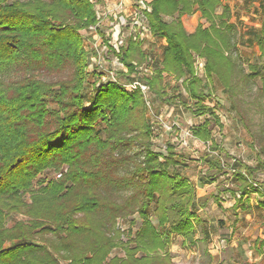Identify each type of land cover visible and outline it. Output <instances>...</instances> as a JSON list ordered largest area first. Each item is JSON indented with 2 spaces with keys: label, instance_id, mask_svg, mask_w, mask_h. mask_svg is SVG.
I'll use <instances>...</instances> for the list:
<instances>
[{
  "label": "trees",
  "instance_id": "obj_1",
  "mask_svg": "<svg viewBox=\"0 0 264 264\" xmlns=\"http://www.w3.org/2000/svg\"><path fill=\"white\" fill-rule=\"evenodd\" d=\"M227 1L149 0L150 32L165 42L153 74L141 76L147 57L130 39L117 53L128 73L99 81L86 35L100 22L97 1L0 0V264H174L178 238L183 249L197 245V212L209 198L197 197L174 145L166 155L154 149L153 110L127 86L134 81L148 86L152 104H181L203 117L191 135L217 156H203L201 183L229 174L224 191L239 194L234 209H247L254 192L264 211V13L256 39L262 62L247 71ZM196 13L204 24L188 33L182 18ZM256 78L261 118L249 128L258 147L250 166L214 142V130L223 129L219 104L206 101L214 84L237 111ZM46 172L60 177L41 179ZM14 216L22 219L10 225ZM257 243L264 249V237Z\"/></svg>",
  "mask_w": 264,
  "mask_h": 264
},
{
  "label": "rangeland",
  "instance_id": "obj_2",
  "mask_svg": "<svg viewBox=\"0 0 264 264\" xmlns=\"http://www.w3.org/2000/svg\"><path fill=\"white\" fill-rule=\"evenodd\" d=\"M93 1L98 2L97 7L99 8H97V11L99 10L98 12L100 13V22H98L97 26L91 27L86 34L87 37H91L89 44L90 47L95 50V54L93 55L94 58L91 60L90 69L92 72L96 71L97 75L99 74V81L116 79L115 74L120 71H123L124 74L128 73V69L120 62L117 52H120L123 47H126L128 40L133 39L131 35L138 34L139 32L138 28H132V21L136 13L135 8L138 7V0ZM145 2L148 4L149 0H145ZM225 4L231 9V22L237 26L238 48L244 60L245 69L248 71L249 67L260 65L262 62L260 53L257 50L256 39L259 36L261 18L264 13V0H228ZM104 7H108L111 11L110 14L113 12L117 15L111 17ZM221 12L222 8H219L218 13ZM116 16L124 17L125 23L122 25L118 22L115 18ZM182 21L184 28L188 33H191L193 30L195 31L200 24H204V21L200 18V14L197 13L192 16L183 17ZM143 22L149 29L148 19H144ZM116 39H118L119 42H123L122 46L118 44ZM141 39L143 40L138 39L135 40V42L141 44V50L147 57L146 61L143 62V65L139 67V70L143 72V75L141 76L145 77V70L146 75L153 74L154 63L152 60L158 59L165 42L163 40L155 39L151 34L150 29L146 36ZM251 39H253L252 43L249 42ZM116 47L120 48L117 52L115 51ZM195 65L197 67L198 75L201 76L202 66L204 65L203 60L196 59ZM132 77L134 76L132 75ZM124 79L125 78L122 77L120 78L122 82H124ZM167 82L169 84V87L167 88L169 95L176 96L177 91L173 90V88L178 84L176 85L175 79H169ZM254 83L255 85L252 89L241 96L242 102L237 105V111L232 109L231 100L228 95L215 88L214 84L210 85L214 90L212 92L209 91V93L212 94V99L210 102L206 101V104L209 103L211 106L216 103L219 104L216 111L223 123V131L218 130V128L215 129L214 141H217L220 147L222 145V148L230 154V157L242 160L250 166L256 165L258 147L252 145L253 139L250 135L249 128L254 130L261 118L256 108L257 104L255 103L258 87H261V79L256 78ZM130 85H132V83H129L127 86L129 87ZM180 92L183 93L182 90H180ZM149 94H146L145 97L147 98V105L151 107L152 100ZM187 103L189 106L192 104H190L189 100H187ZM51 106L52 108H56L54 104ZM174 106H178L176 108L177 110H174L175 114L179 117L176 125H173L172 119L169 120L163 118L161 121L157 120V114L161 113V111H159V104L156 103L152 109V122L155 129L153 139L154 149L157 152L166 155L167 146L172 144L175 146V151L184 158L185 164L189 166L192 163V161L189 160L190 151L193 152L197 149L200 151L203 149V145L198 143V148H195L192 142L196 140L187 134L190 125L196 122V117L192 116V114L188 112L187 109H184L181 104ZM240 111L243 112L246 117L247 127L241 120ZM169 135L170 138H174V144L168 139ZM183 143H185V145L182 147ZM225 162L228 164V161ZM186 170L187 168L185 171ZM186 173L191 175L192 172L188 169ZM55 177L59 178L60 176H56L54 172H46L41 175L40 178L51 180ZM258 179L263 181L264 174H259ZM219 180L220 181L217 182V185L213 186L211 190V194H213L211 198H219V194L222 192L224 187L222 186V182L224 181V178H220ZM253 198H255V196H253ZM252 203H255L254 199L252 200ZM227 204L228 203H226V205ZM224 207L227 206H223V204L221 207L216 206L214 200L213 202L208 201L207 205L208 215L213 219L211 229L213 237L215 239L224 238L226 240V249L216 258V261H214L215 264H254L253 261H250L252 256H254L251 245H253L254 242L253 237H259L264 233V213L259 214V212H257L255 222H251V218H243V213L239 214L237 221H235V216L233 215L231 220L226 222L222 220ZM21 219L22 218L19 216L12 217L10 225ZM120 223L122 222L120 221ZM140 223L141 221H138L135 224L136 227H138ZM124 226L127 227L128 223H125ZM199 231L201 232V226L197 225V232ZM178 239L176 243L178 242ZM176 243L172 248L176 246ZM197 243L198 245L196 247L188 248V251L181 252L178 255L177 261L179 264H203V258H207V250H205L206 245L202 238L197 239ZM178 262L175 264H178ZM263 262L264 259L259 260L257 264Z\"/></svg>",
  "mask_w": 264,
  "mask_h": 264
},
{
  "label": "crops",
  "instance_id": "obj_3",
  "mask_svg": "<svg viewBox=\"0 0 264 264\" xmlns=\"http://www.w3.org/2000/svg\"><path fill=\"white\" fill-rule=\"evenodd\" d=\"M105 8V7H104ZM103 8V9H104ZM107 10V12L111 13V11L107 8H105ZM104 9V10H105ZM199 14V13H197ZM194 30L191 32L193 33ZM203 73V68H202V71H201V74ZM207 106H210V107H214V105H210L209 103L206 104ZM152 109L154 107V104H152ZM178 106H174V105H162L160 104V107H159V111H161L160 114H157V120L158 121H161L163 118L165 119H169L171 120L172 119V122H173V125L177 124V121L179 120L178 118V115L175 114V111L174 110H177ZM218 109V108H217ZM189 112V111H188ZM194 116V115H192ZM196 117V116H194ZM199 120V121H197ZM201 120V121H200ZM203 121V117H196V122L192 125H190V128L194 125H197L199 123H201ZM221 124L223 125L222 121L220 120ZM190 128L189 130L187 131V134L193 138L194 142H192L195 146V148H198V143L202 144L203 145V149L198 151V149L196 151H190L189 153V160L192 161V163L187 167V170H191V175L187 174L186 171H185V176L195 185L196 187V194H197V197L198 198H210L209 201H212L214 200V202L216 203V206L218 207H221L222 204L223 206H227V207H224V214H223V219L224 221L228 222L231 220L232 216L234 215L235 216V221L238 220V216L240 213H243V218L245 219H248V218H251V222H255L256 221V213L259 212V214H262L264 213V211H260V209L258 208V202H259V196L257 193H252L250 194V198H249V205L247 207V209H244L243 207H238L236 210L234 209V206L236 204V199L239 198V194H236V197H232L228 192H225L224 189H227L231 184L230 182L227 180L230 175L227 174V175H224V176H220L216 181H213L212 183H207V184H202L201 181L203 180V177H205L206 173H207V167L204 166L203 164V156L207 153H211V156H217V153L216 152H210L209 151V146H211V143H208V144H203L202 142H200L199 140L195 139L192 135H191V132H190ZM217 129V128H216ZM219 130V129H218ZM223 131V129L221 130ZM214 133H215V130H214ZM182 137V135H181ZM168 139L171 140V142H173L174 144V138H170V135L168 137ZM215 142V141H214ZM218 146L219 143L216 141L215 142ZM185 145V143L182 144V147ZM221 148H222V145H221ZM223 149V148H222ZM227 152V151H225ZM228 153V152H227ZM228 155H230L228 153ZM233 158V157H232ZM228 161V167H227V171H229V166L231 165L232 161L230 160H227ZM192 168V169H191ZM193 174V175H192ZM220 178H224V181L222 182V186L223 189H222V192L219 194V198H217L219 200V203L216 202V198L214 199L211 198L213 194H211V190L213 188V186H216L217 185V182H219ZM253 196H255V198H253ZM255 200V203H252V200ZM223 201V202H222ZM226 203H228L226 205ZM208 205V203H207ZM198 214V217L200 218V220L203 222V226H201V232H197L196 233V240L199 239V238H202L203 241L205 242V245H206V253H207V258H203V264H215L214 261H216V258L219 257L221 255V253L223 252V250L226 249V240L224 238H219V239H215L211 233V229H212V224H213V219L209 217L208 215V209H207V206L205 208H200L197 212ZM237 216V217H236ZM205 227V231H204V228ZM202 233V235H201ZM208 233V234H207ZM202 237H201V236ZM208 236V238H206ZM264 237V233L262 235H260L259 237H253L254 239V242H253V245H251V247L253 248L252 251H253V254L254 256H252V258L250 259V261H253L254 264H257L259 262V260H262L264 259V249H260L257 241L260 240V239H263ZM178 243V244H177ZM176 243V246H174L172 249H171V252H172V256H173V263H177L178 261V255L181 253V252H185V251H188L187 248H181L179 246V239H178V242ZM198 245V243H197ZM196 245V246H197ZM195 246V247H196ZM179 264V262H178ZM260 264H264L263 263H260Z\"/></svg>",
  "mask_w": 264,
  "mask_h": 264
},
{
  "label": "built area",
  "instance_id": "obj_4",
  "mask_svg": "<svg viewBox=\"0 0 264 264\" xmlns=\"http://www.w3.org/2000/svg\"><path fill=\"white\" fill-rule=\"evenodd\" d=\"M97 8H99V7H97ZM145 11L150 12V8L148 7L147 3L145 2V0H138V7L135 8V12L136 13H135L134 19L132 21V25H133L132 28H138L139 29V32H138V34L131 35L133 37L134 41L135 40H138V39L143 40L141 38H143L144 36H146V34L148 33V30H149L148 29V26H146L144 24V22H143V20L146 19L145 14H144ZM109 15L111 17H113V16H115L117 14H114L113 12H112V14H110V12H109ZM115 18L122 25L125 23L124 17H122V16L117 17L116 16ZM116 40L118 41V44H120L122 46L123 42H119L118 39H116ZM119 49L120 48L116 47L115 51L117 52V51H119ZM117 53H119V52H117ZM202 68H203V66H202ZM145 72H146V70H145ZM145 72H144V74H146ZM129 87H131L133 89L139 88L144 95L149 94V88L143 82H136V81H134L132 83V85H130Z\"/></svg>",
  "mask_w": 264,
  "mask_h": 264
}]
</instances>
